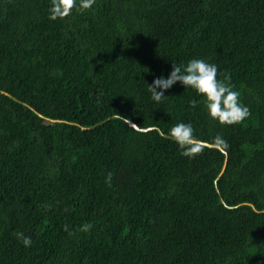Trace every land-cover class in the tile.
Listing matches in <instances>:
<instances>
[{"label": "trees", "instance_id": "obj_1", "mask_svg": "<svg viewBox=\"0 0 264 264\" xmlns=\"http://www.w3.org/2000/svg\"><path fill=\"white\" fill-rule=\"evenodd\" d=\"M49 7L0 0V264H264V0ZM190 59L250 116L221 125L179 82L153 101L147 84ZM177 123L204 144L194 159Z\"/></svg>", "mask_w": 264, "mask_h": 264}, {"label": "clouds", "instance_id": "obj_2", "mask_svg": "<svg viewBox=\"0 0 264 264\" xmlns=\"http://www.w3.org/2000/svg\"><path fill=\"white\" fill-rule=\"evenodd\" d=\"M95 0H50L49 19L55 21L68 17L73 9L77 11L90 10ZM224 75L223 79L218 76ZM177 82L186 88H191L200 95L203 100L204 108L209 116L217 120L221 125H234L242 122L250 116V109L239 102L240 93L235 90V85L231 83L230 76L221 74L216 64L208 63L203 59H190L186 64H176L173 62L172 71L167 78L160 76L148 85V92L151 93V99L160 103L165 96V91L170 89ZM160 89V90H158ZM191 108L197 106L195 99L189 102ZM130 123V122H129ZM135 126V124H132ZM169 137L179 145L181 155L194 159L196 155L201 154L204 148L203 142L195 136V129L191 123H177L171 127L168 133ZM212 143L217 146L227 147V141L217 134L212 139ZM112 173L106 178V183L111 186ZM50 205L48 208L50 209ZM93 225L85 222L79 231L88 232ZM64 230L69 234H74L67 225ZM13 236L20 240L25 247H30L32 239L25 236L23 232H14Z\"/></svg>", "mask_w": 264, "mask_h": 264}]
</instances>
